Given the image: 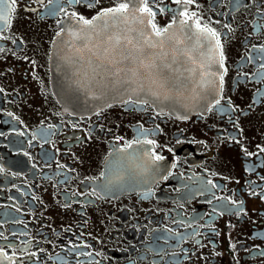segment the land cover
<instances>
[{"label":"flooded vegetation","instance_id":"flooded-vegetation-1","mask_svg":"<svg viewBox=\"0 0 264 264\" xmlns=\"http://www.w3.org/2000/svg\"><path fill=\"white\" fill-rule=\"evenodd\" d=\"M123 3L145 6L0 0V264H264V0L139 11L161 35L197 20L218 34L221 85L204 110L67 109L56 38Z\"/></svg>","mask_w":264,"mask_h":264},{"label":"water","instance_id":"water-1","mask_svg":"<svg viewBox=\"0 0 264 264\" xmlns=\"http://www.w3.org/2000/svg\"><path fill=\"white\" fill-rule=\"evenodd\" d=\"M66 24L53 46L52 84L69 110L133 98L184 116L204 110L220 90V53L202 29L176 25L157 36L134 9Z\"/></svg>","mask_w":264,"mask_h":264},{"label":"snow or ice","instance_id":"snow-or-ice-1","mask_svg":"<svg viewBox=\"0 0 264 264\" xmlns=\"http://www.w3.org/2000/svg\"><path fill=\"white\" fill-rule=\"evenodd\" d=\"M75 2H79V0H75ZM85 2L89 3V6H91V3H93L94 0H85ZM140 2L143 3L145 6L143 8H141V9H139V11L149 13L152 16L155 15V13L152 11V9L147 7L146 0H140ZM184 2L185 3H192V0H184ZM12 3L15 4V0H12ZM177 3H180V0H177ZM127 9H128V4L127 3L119 4L115 8H109V9L103 10L99 14V16L94 17L93 19H100L102 17H108L109 14H113L114 15V14H117V13H123V12H126ZM185 15H187V12H185ZM80 19L83 21V23L85 25H91L93 23L92 20H87V19H84L83 17H80ZM189 19H191V17H189ZM3 20H7V16H5L2 11H0V21H3ZM196 26L200 27V23H199L198 20L196 21ZM152 27H153V30L155 31L157 36H160L162 34L161 31L156 28L155 24H153ZM164 31H167V29H165ZM202 33L206 34L210 40H211L212 37H215L216 38L215 43H216V45H219L218 34L215 32L214 29H211V28H208V27H204L202 29ZM0 38H3V37H0ZM157 159H160V157H157Z\"/></svg>","mask_w":264,"mask_h":264}]
</instances>
